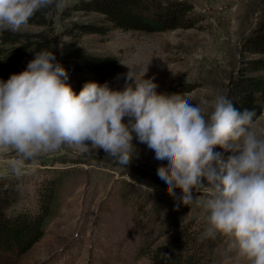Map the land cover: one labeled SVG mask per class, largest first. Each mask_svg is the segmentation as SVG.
I'll list each match as a JSON object with an SVG mask.
<instances>
[{
  "label": "rangeland",
  "instance_id": "1",
  "mask_svg": "<svg viewBox=\"0 0 264 264\" xmlns=\"http://www.w3.org/2000/svg\"><path fill=\"white\" fill-rule=\"evenodd\" d=\"M73 1L50 14L59 58L80 48L118 62L103 80L72 60L36 82L0 71V179L18 186L15 211L36 212V188L63 170L41 236L0 264H148L182 225L221 236L204 264H264V100L244 126L215 109L241 60L259 56L241 40L264 0H185L190 27L69 36L67 19L99 17L59 20ZM0 26L37 28L8 16ZM171 203L183 207L180 225L160 232Z\"/></svg>",
  "mask_w": 264,
  "mask_h": 264
},
{
  "label": "trees",
  "instance_id": "2",
  "mask_svg": "<svg viewBox=\"0 0 264 264\" xmlns=\"http://www.w3.org/2000/svg\"><path fill=\"white\" fill-rule=\"evenodd\" d=\"M12 0H0V16H8L16 23L36 26L35 29H14L0 26V71L5 77H15L33 72L35 76L27 81H40L44 72L62 76V70L91 71L103 80L116 68L118 57L114 54H96L80 48L68 50L59 58L53 33L51 12L59 0H28L17 8H10ZM191 4L185 0H74L59 11V20L66 19L76 11L94 12L97 20L90 22H69L63 28L66 35L83 33H104L110 28L143 31L164 30L175 27H190L194 16L190 14ZM243 53L256 54L241 60L234 74L227 78L223 93L215 109L224 116L244 126L261 111L264 100V8L242 37ZM58 59H60L58 61ZM50 76H47L49 78ZM63 170L44 180L36 188V212L20 209L15 211L19 190L12 180L5 183L0 179V254L3 251L25 252L42 234L46 219L54 211V204ZM171 203L160 219V229L167 231L180 225V209ZM159 214V211H156ZM159 232V233H160ZM214 238L206 226L194 228L182 225L171 241L156 246L148 264H204L208 249ZM205 249L198 253L196 249Z\"/></svg>",
  "mask_w": 264,
  "mask_h": 264
}]
</instances>
